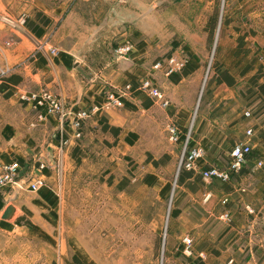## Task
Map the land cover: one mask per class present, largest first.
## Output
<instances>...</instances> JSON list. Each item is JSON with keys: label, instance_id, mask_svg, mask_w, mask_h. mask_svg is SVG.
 <instances>
[{"label": "crops", "instance_id": "1", "mask_svg": "<svg viewBox=\"0 0 264 264\" xmlns=\"http://www.w3.org/2000/svg\"><path fill=\"white\" fill-rule=\"evenodd\" d=\"M175 2L177 8L186 11L194 3L192 0ZM211 15L212 11L205 21L184 24L188 33L183 27L172 30L171 34L178 32L187 37L193 31L190 36L198 40L202 53L192 55L184 71L170 77L152 68L153 49L163 38L157 31L144 29L146 37L138 46H143V52L138 50L125 63L112 59L100 62L97 59L96 63L88 57H78L72 47H66L55 57L47 54L30 57L32 41L43 40L49 26L39 38L25 27L20 33L22 37L4 58L6 64L16 65V71L0 83V166L16 164L20 170L16 184L0 190V264H46L40 256L42 245L55 254L58 247H65L66 239L74 237H80L81 264H100L88 260L89 239L93 237L111 239L112 245L106 241L103 251L120 257L123 250L129 255L128 264H137L141 249L135 239L142 234L152 238V245L145 250L153 252L167 211L169 181L163 175L175 171L181 150L179 144H170L160 131L165 123L174 124L180 138L191 125L189 147L198 146L203 151L199 170L218 165L217 150L226 142L233 145L249 142L252 149L260 144V156L264 158V94L262 89H257L264 83L263 78H258L257 86L250 85V89H237V81L228 73L233 79L232 85L217 82L215 78L217 89H198L203 51L212 37ZM143 76L149 77L164 95L167 107L162 108L144 92L133 89L132 97L123 99L121 108L99 112L104 92L114 91L128 81L136 82ZM43 90L75 112L97 109L92 117L82 121L78 139L74 138L76 130L69 123H62L57 116L41 120L39 111L21 100ZM104 125L118 129L117 135L103 130ZM247 130L251 131L250 136L246 135ZM131 134L136 138L129 137L131 143L125 142L124 138ZM60 139L66 140L67 145L60 166L56 167L53 165ZM121 145L145 167V170L138 169L135 164L129 169L130 175L143 170L140 180L134 175L133 179L122 182L119 169L118 174H113L122 158L119 153L116 157L114 149ZM89 153L93 154L92 158L96 157L95 163L99 157L101 162L109 163L107 169L113 175L110 181H100L99 175L96 180H89L88 174H98L99 169L88 165ZM257 160L251 157L234 175L239 182H219L218 188L213 187V180H202L198 172L180 173L171 219L178 224L177 228L187 229L192 236L201 232L198 233L204 246L195 248L194 254H207L208 263L203 264L226 261L264 264V211L253 213L254 209L249 208L252 201L254 206L264 208L263 173L253 167ZM40 165L48 167L40 169ZM35 179H41L44 184L30 190L29 185ZM249 193L254 196L251 202L247 199ZM125 204L128 211L124 210ZM9 206L13 213L3 219ZM241 207L246 211H241ZM224 213L229 216L228 220L221 219ZM74 223L79 224V234L73 231ZM124 237H128L129 244L121 246L120 239ZM44 239L46 243L42 242Z\"/></svg>", "mask_w": 264, "mask_h": 264}, {"label": "rangeland", "instance_id": "2", "mask_svg": "<svg viewBox=\"0 0 264 264\" xmlns=\"http://www.w3.org/2000/svg\"><path fill=\"white\" fill-rule=\"evenodd\" d=\"M192 1L195 4L190 3L188 7L189 11H186L185 9L177 8L175 0H0V71H5L6 68L10 71L5 77L0 78V81L8 78L16 71V65L6 64L4 58L9 56L10 49L22 37L20 33L22 34L25 29L26 23L30 21L38 23V18L41 20L42 16L49 19V24L46 26H49L47 29L48 34L43 40L32 41L33 46L29 45L31 49L30 57H43L44 54L49 55V57H55L51 54L52 50L57 51L58 55L66 47H72L78 57H88L93 62L96 61V63L97 59H99V62L102 59L105 61L112 59L125 63L138 50L143 52V46H138H140L146 37L144 29H150L153 32L157 31L159 35H163L161 41L153 49L152 64L154 65L158 61L173 57L178 59V62L183 63V69L176 73L181 74L188 63V59L192 55H200L202 51L200 50L198 40L190 36L193 31H189L191 34L187 37L177 34L178 32L171 34L172 30L183 27L189 21H205L210 16L211 11L216 19L212 29V37L203 51L204 62L198 89H217L214 85V79L217 78L219 72L231 74L237 81L235 84L237 89H247L252 85L251 79L255 77L256 73L264 81V0ZM192 10H198L202 13L199 15L197 12L193 13ZM21 21H24V23L20 24ZM164 28L167 30L164 31ZM183 28L184 32L188 33V30H185L187 28ZM126 32H128L127 35L123 36L122 34ZM245 37L248 40H244ZM120 48L129 49L119 54L117 51ZM245 73L247 74L242 78V75ZM176 74L173 73L172 76ZM146 78L143 76L137 79L136 82L133 80L128 81L117 86L114 91L104 92L99 112L106 113L107 111L121 108L123 102L121 107H112L106 102V97L108 95L115 97L123 96L121 94L122 91L119 90L124 89V86L127 84L131 85L132 90L122 98L132 97L131 93L133 89H138L139 82L144 81ZM258 112H260V109ZM166 126L167 124L165 123L160 129L165 135ZM65 146L63 147V151ZM231 146H233V143L228 144L226 142L225 145L217 150L216 158L218 165L213 164L212 166H226L229 161ZM260 152V144H258L251 150L250 158L258 159L253 167L255 166L258 172H262V178H264V158L260 156ZM62 153L58 155L57 159H54L53 166H60ZM118 153L122 155V158H119V166L116 167L117 172L115 169L113 174H118L119 169L121 172L118 175H121L122 182L133 179L134 175H137V181L140 180V177L143 176V170L134 175L129 174V169L135 164H138V169L144 168L145 170L140 160L124 151L122 145L117 150L114 149V154ZM92 155V153L88 155V165H95L99 169L98 174H93L94 176L92 172L88 174L89 180H96V176L99 175L100 181H110L113 175L109 174L107 169L109 163L106 161L101 162L100 157L97 159L99 160L98 163H95L96 157L92 158ZM87 161L83 164L86 165ZM258 162L261 163L260 166H257ZM47 167V165H44L43 169ZM179 173L181 171L177 172L175 167L174 172L171 171L163 175L169 181L166 196V217L163 220L162 226H160V236L155 242L156 249L153 252L145 250V248L148 249L152 245V238L142 234L135 239L137 247L141 249L137 253V264H188V262L196 263L198 261L202 264L208 263L207 254L203 253L202 256L194 254L195 248L198 250V247L201 249L204 246V240L200 241L201 238L199 237V233L201 232L195 231L197 234L192 236L191 232H187V229L182 230L180 227L177 228L178 224L171 219ZM115 180H118V178ZM229 182H239V178L232 176ZM212 183L214 188H218L216 183H219V181L213 180ZM43 184L44 181H42ZM239 193L243 194L244 192ZM247 195V199L251 202L254 196L250 193ZM125 197H128V193ZM260 207L261 205L254 206V201L249 205V208L254 209L253 213H256V211L263 212L264 208ZM241 208V211H246L244 207ZM124 210L128 211L126 204ZM76 217L79 218V216ZM73 226L74 233L79 234V224L77 226V223H74ZM76 226L78 230L75 232ZM184 238L191 240L189 252H186L184 249ZM66 240L67 244L65 247H58L55 254L49 252L50 248L48 246L42 245L40 247L41 260L45 261L46 264H49V262L52 264H81L80 237ZM110 240L103 238L100 240L96 237L89 239L88 260L90 263L91 261L100 264H128L130 262L128 253H124L123 250L120 254L121 258L118 257L119 254L103 251L106 241L112 245V241ZM120 240L121 246L129 244L128 237L121 238ZM43 241L46 243L47 239ZM205 244L207 245V242ZM98 249L100 250L99 252ZM85 258L87 260V257Z\"/></svg>", "mask_w": 264, "mask_h": 264}, {"label": "built area", "instance_id": "3", "mask_svg": "<svg viewBox=\"0 0 264 264\" xmlns=\"http://www.w3.org/2000/svg\"><path fill=\"white\" fill-rule=\"evenodd\" d=\"M23 23L24 21H21L20 24ZM128 49L120 48L117 52L121 54ZM51 54L56 56L57 51L52 50ZM178 61V59H175L173 57L167 60L164 59L155 63L153 65V69L156 71H161L165 77H170L173 73H178L184 67L183 63ZM9 72L10 71L8 68H6L5 71L1 70L0 78L5 77V75ZM138 89L144 92L150 99L158 102L162 108L167 107L168 102L166 101L163 94L155 87L150 78H146L144 81L139 82ZM131 90V85L127 84L124 86V89L119 90L122 91L121 94L123 96L115 97L113 95H108L106 97V102H108V105H111L112 107H121L123 99L122 97L126 96L125 94L130 93ZM21 100L27 102L28 104H31L32 108H34L36 111H39L38 118L41 120L47 117L57 116V118L62 123H69L76 130L74 134V137L76 138L80 137L79 129L81 122L89 118L96 112L95 108H92L90 110H80L76 112L67 109L59 98L55 97L48 91L31 93L28 97H21ZM245 116H248V113H245ZM165 132L167 141L170 144H179L181 147L176 165L177 172H198V174L204 181L217 180L221 183H228L232 176L238 174L246 165L248 157L251 154L252 150L249 142L236 143L230 148L229 161L227 162L225 167L210 166L205 169L199 170L198 161L202 158L203 151L198 146L189 147L191 125L187 128L182 138H180L177 127L172 123L167 124ZM246 135L250 136L251 131L247 130ZM66 144L67 142L65 140H59L56 147V158H58V155L62 153L63 147ZM260 164L261 163L258 162L257 166H260ZM39 168H44V166L40 165ZM19 172V167L16 164L0 166V189L10 184L14 186L18 180ZM41 186L42 180L35 179L33 183H30L29 188L30 190H36ZM228 218L229 216L227 215V213H224L221 216V219L223 220H228ZM183 244L185 246V251L189 252L191 240L188 238H184ZM224 264H232V262L228 261Z\"/></svg>", "mask_w": 264, "mask_h": 264}, {"label": "trees", "instance_id": "4", "mask_svg": "<svg viewBox=\"0 0 264 264\" xmlns=\"http://www.w3.org/2000/svg\"><path fill=\"white\" fill-rule=\"evenodd\" d=\"M215 15L213 14L212 17L209 19V25L212 26V29H213V26L215 24ZM49 24V19L42 16L41 17V20L38 18V23H36V21H30V22H27L26 23V28L37 38H39L40 36H42L44 34V28ZM246 72V70H245ZM259 77H253V79H251V82H252V85H255L257 86V80H258ZM217 82H224L226 83L227 85H232L233 84V79L230 75L227 74V72H219V74L217 75ZM257 89H262V93L264 94V83L260 84L257 86ZM103 130H109L113 135H117L118 133V129H115V128H110L108 127L107 125H104L103 127ZM129 137H132V138H136V136L134 134H131V135H127L125 138H124V141L127 142V143H131V141L129 140ZM251 155V154H250ZM250 155L248 157V159L250 158ZM179 176H180V173L178 174V178L179 179Z\"/></svg>", "mask_w": 264, "mask_h": 264}, {"label": "water", "instance_id": "5", "mask_svg": "<svg viewBox=\"0 0 264 264\" xmlns=\"http://www.w3.org/2000/svg\"><path fill=\"white\" fill-rule=\"evenodd\" d=\"M13 213V208L11 206L7 207L2 215L3 219H8Z\"/></svg>", "mask_w": 264, "mask_h": 264}]
</instances>
